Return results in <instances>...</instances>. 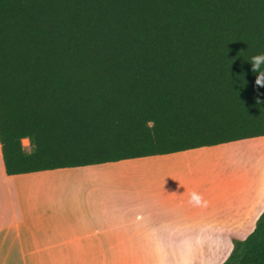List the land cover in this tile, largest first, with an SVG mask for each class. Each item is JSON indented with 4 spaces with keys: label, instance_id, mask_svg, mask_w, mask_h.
<instances>
[{
    "label": "trees",
    "instance_id": "obj_1",
    "mask_svg": "<svg viewBox=\"0 0 264 264\" xmlns=\"http://www.w3.org/2000/svg\"><path fill=\"white\" fill-rule=\"evenodd\" d=\"M261 51L264 0H0L5 173L264 136ZM232 244L222 264H264V211Z\"/></svg>",
    "mask_w": 264,
    "mask_h": 264
},
{
    "label": "crops",
    "instance_id": "obj_2",
    "mask_svg": "<svg viewBox=\"0 0 264 264\" xmlns=\"http://www.w3.org/2000/svg\"><path fill=\"white\" fill-rule=\"evenodd\" d=\"M263 211L264 136L12 176L0 146V264H222Z\"/></svg>",
    "mask_w": 264,
    "mask_h": 264
},
{
    "label": "clouds",
    "instance_id": "obj_3",
    "mask_svg": "<svg viewBox=\"0 0 264 264\" xmlns=\"http://www.w3.org/2000/svg\"><path fill=\"white\" fill-rule=\"evenodd\" d=\"M249 61L253 72L256 74V84L264 85V51L252 55Z\"/></svg>",
    "mask_w": 264,
    "mask_h": 264
},
{
    "label": "rangeland",
    "instance_id": "obj_4",
    "mask_svg": "<svg viewBox=\"0 0 264 264\" xmlns=\"http://www.w3.org/2000/svg\"><path fill=\"white\" fill-rule=\"evenodd\" d=\"M22 145L25 148V150H28V142L27 141H22Z\"/></svg>",
    "mask_w": 264,
    "mask_h": 264
}]
</instances>
